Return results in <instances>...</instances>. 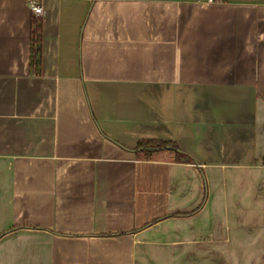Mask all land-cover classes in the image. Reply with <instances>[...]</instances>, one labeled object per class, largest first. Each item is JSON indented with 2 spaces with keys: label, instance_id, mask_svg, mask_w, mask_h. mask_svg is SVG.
Segmentation results:
<instances>
[{
  "label": "crops",
  "instance_id": "0c3cea01",
  "mask_svg": "<svg viewBox=\"0 0 264 264\" xmlns=\"http://www.w3.org/2000/svg\"><path fill=\"white\" fill-rule=\"evenodd\" d=\"M39 1L36 66L0 0V264H264V0Z\"/></svg>",
  "mask_w": 264,
  "mask_h": 264
},
{
  "label": "trees",
  "instance_id": "16d2710c",
  "mask_svg": "<svg viewBox=\"0 0 264 264\" xmlns=\"http://www.w3.org/2000/svg\"><path fill=\"white\" fill-rule=\"evenodd\" d=\"M40 26V25H39ZM39 26L34 29L33 45H32V63L38 66L40 61V45H41V32ZM172 145L171 142L157 141V140H140L137 144V150L144 153L146 157H150L156 148L167 147Z\"/></svg>",
  "mask_w": 264,
  "mask_h": 264
},
{
  "label": "built area",
  "instance_id": "2783aa9c",
  "mask_svg": "<svg viewBox=\"0 0 264 264\" xmlns=\"http://www.w3.org/2000/svg\"><path fill=\"white\" fill-rule=\"evenodd\" d=\"M29 8L33 15L34 29L39 26L41 18L45 15V8L39 0H29Z\"/></svg>",
  "mask_w": 264,
  "mask_h": 264
},
{
  "label": "water",
  "instance_id": "95a60500",
  "mask_svg": "<svg viewBox=\"0 0 264 264\" xmlns=\"http://www.w3.org/2000/svg\"><path fill=\"white\" fill-rule=\"evenodd\" d=\"M167 147H170V146H167Z\"/></svg>",
  "mask_w": 264,
  "mask_h": 264
}]
</instances>
